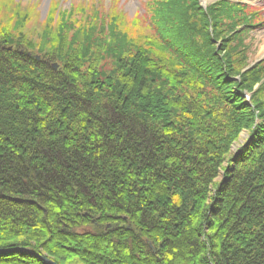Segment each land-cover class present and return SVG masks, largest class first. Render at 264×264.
Returning a JSON list of instances; mask_svg holds the SVG:
<instances>
[{
    "label": "trees",
    "instance_id": "trees-1",
    "mask_svg": "<svg viewBox=\"0 0 264 264\" xmlns=\"http://www.w3.org/2000/svg\"><path fill=\"white\" fill-rule=\"evenodd\" d=\"M195 8L0 25V264H264V72Z\"/></svg>",
    "mask_w": 264,
    "mask_h": 264
},
{
    "label": "rangeland",
    "instance_id": "rangeland-1",
    "mask_svg": "<svg viewBox=\"0 0 264 264\" xmlns=\"http://www.w3.org/2000/svg\"><path fill=\"white\" fill-rule=\"evenodd\" d=\"M2 1V0H0ZM9 7L3 9L0 7V25L5 24L9 28L13 27V23L15 22L18 25L19 20L23 21L22 24L25 26L21 31L20 28L17 31L26 32L32 39L35 40L36 35H41V29L46 24L55 26L60 21H70V19L74 21H78L82 15L86 16L85 10L89 9L91 5L99 8L100 11L110 10L111 8H116L126 14L129 19L143 20L146 22L149 18L148 16L152 12L151 6L154 0H6ZM171 1V0H169ZM180 6H185L189 9L198 8L202 9L204 12L211 8H215L217 5H222L224 10H230L233 12L232 5H239L240 9L243 13L242 17L238 16L237 13L230 18L227 15H221L219 21L215 20V17H211L208 15V12L205 13L207 17H209L210 23L206 26V31L209 32L214 39H217V48L213 49L214 54L219 55L218 57L222 59L224 65H227L231 61L232 64H236L240 67V61L238 58L242 57L244 59L242 63L241 74L250 72L248 75H245V78L250 81L252 80L251 76H258V72H264V49L263 39H264V0H173ZM6 3V4H7ZM159 4V2H158ZM226 4V5H224ZM159 7V6H158ZM16 9L19 12V16H15V11L10 10ZM104 9V10H103ZM217 13L222 11L221 8L217 9ZM211 18L213 20H211ZM233 19L237 20L232 26L231 29L227 28L229 24L233 22ZM208 20V21H209ZM66 23V22H64ZM148 23V21L146 22ZM21 27V26H20ZM235 31V32H234ZM73 32L69 31V34L66 35V39L71 38ZM233 36V37H232ZM240 38L241 43L236 47L235 56L230 58L227 57L228 53L222 49L224 42L230 41L235 38ZM65 42V41H64ZM67 42V41H66ZM234 44V41H232ZM235 45V44H234ZM199 46V45H198ZM199 48V47H198ZM212 50V49H211ZM212 52V53H213ZM234 54V53H233ZM52 67V66H51ZM253 69V70H252ZM238 81H243L240 76L236 78ZM264 77L262 80H256L253 82L251 89L252 91L249 94V103H251V97L253 93L259 92L264 93ZM226 90L233 92L232 86L228 85L224 87ZM235 92V91H234ZM255 100V99H254ZM253 100V101H254ZM264 106V97L258 95V100L254 101V104L257 106V110L253 112L259 113L260 104ZM261 106V107H262ZM264 115V114H263ZM247 132L243 131L239 136V141L234 143L229 150V157L234 155L237 152L235 150L236 146H241L244 144L245 140L248 138ZM226 166V165H225ZM222 177L220 178V176ZM223 178V173L220 172L217 183Z\"/></svg>",
    "mask_w": 264,
    "mask_h": 264
},
{
    "label": "water",
    "instance_id": "water-1",
    "mask_svg": "<svg viewBox=\"0 0 264 264\" xmlns=\"http://www.w3.org/2000/svg\"><path fill=\"white\" fill-rule=\"evenodd\" d=\"M36 59L38 60L39 59V57H36ZM52 67L54 68V69H56L57 68V64H52ZM222 177V175L220 176V178ZM220 178H219V180H220ZM18 251H22V252H26V253H28V251L27 250H21V249H18ZM8 252V251H7ZM43 261H45L46 263H49V264H53V263H51L50 261H48V260H46V259H44V258H41Z\"/></svg>",
    "mask_w": 264,
    "mask_h": 264
},
{
    "label": "bare ground",
    "instance_id": "bare-ground-1",
    "mask_svg": "<svg viewBox=\"0 0 264 264\" xmlns=\"http://www.w3.org/2000/svg\"><path fill=\"white\" fill-rule=\"evenodd\" d=\"M4 3V1H2ZM263 46H262V49H264V39H263ZM238 148V146H236L235 150Z\"/></svg>",
    "mask_w": 264,
    "mask_h": 264
}]
</instances>
